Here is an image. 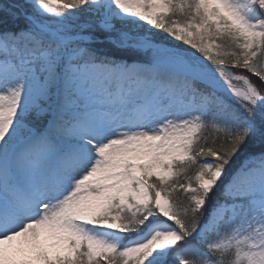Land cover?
I'll list each match as a JSON object with an SVG mask.
<instances>
[{
    "label": "snow or ice",
    "instance_id": "obj_1",
    "mask_svg": "<svg viewBox=\"0 0 264 264\" xmlns=\"http://www.w3.org/2000/svg\"><path fill=\"white\" fill-rule=\"evenodd\" d=\"M0 264H264V0H0Z\"/></svg>",
    "mask_w": 264,
    "mask_h": 264
}]
</instances>
